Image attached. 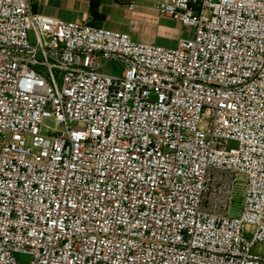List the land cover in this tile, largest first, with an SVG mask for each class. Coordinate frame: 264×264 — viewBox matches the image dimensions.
I'll return each instance as SVG.
<instances>
[{
	"label": "built area",
	"instance_id": "1",
	"mask_svg": "<svg viewBox=\"0 0 264 264\" xmlns=\"http://www.w3.org/2000/svg\"><path fill=\"white\" fill-rule=\"evenodd\" d=\"M154 7L194 34L0 0V264H264V0Z\"/></svg>",
	"mask_w": 264,
	"mask_h": 264
},
{
	"label": "rangeland",
	"instance_id": "2",
	"mask_svg": "<svg viewBox=\"0 0 264 264\" xmlns=\"http://www.w3.org/2000/svg\"><path fill=\"white\" fill-rule=\"evenodd\" d=\"M43 1L44 10L54 11V15L66 20L81 21L80 14L85 13L88 8L90 9V0ZM102 2L104 3V8H102L108 15L104 26L127 31L137 40L175 47L176 41H179L180 38L194 34V29L190 26H184L174 20L173 25L168 24L167 20L171 18L168 19V17L161 15L155 10L153 8V0H102ZM132 2L134 3L133 8L130 7ZM61 4H63V8L58 13L59 5ZM110 67L114 68V73H121L117 62H111ZM225 187L231 188V184H227ZM211 193L212 190L209 193L210 198H212V202L209 205L211 210L221 212L229 210L230 213H240L244 198L243 183L234 186L232 192L233 202L230 205V209L225 205L228 200L225 193L217 196L215 201ZM256 250L264 253V245H258Z\"/></svg>",
	"mask_w": 264,
	"mask_h": 264
},
{
	"label": "trees",
	"instance_id": "3",
	"mask_svg": "<svg viewBox=\"0 0 264 264\" xmlns=\"http://www.w3.org/2000/svg\"><path fill=\"white\" fill-rule=\"evenodd\" d=\"M90 13L92 16L90 23L97 26H103L108 15L102 8V0H90Z\"/></svg>",
	"mask_w": 264,
	"mask_h": 264
},
{
	"label": "crops",
	"instance_id": "4",
	"mask_svg": "<svg viewBox=\"0 0 264 264\" xmlns=\"http://www.w3.org/2000/svg\"><path fill=\"white\" fill-rule=\"evenodd\" d=\"M154 1H158V0H153V8L155 9V10H157L155 7H154ZM44 1L43 0H35V8H36V10H38V11H40V12H43V13H46V14H50V15H54L53 13H54V11H51V10H48V9H45L44 10V7H43V3ZM62 5V6H61ZM61 5H59V11H58V13H60L61 11V9L63 8V4H61ZM102 7L104 8V3L102 2ZM89 10V11H88ZM88 10L85 12V13H81L80 14V16H81V21H88V22H90L91 21V19H92V16H91V13H90V9L88 8ZM106 13V12H105ZM55 16H58V15H55ZM59 17V16H58ZM84 19V20H83ZM107 19H108V16H107ZM107 19H106V21H107ZM169 19V18H168ZM105 21V22H106ZM104 22V23H105ZM167 22H168V24H170V25H173L172 23H174V21H173V19L171 20V19H169V20H167ZM104 23H103V26H104ZM177 43H178V41H176V45H177Z\"/></svg>",
	"mask_w": 264,
	"mask_h": 264
}]
</instances>
